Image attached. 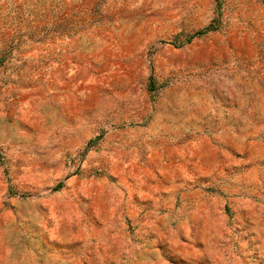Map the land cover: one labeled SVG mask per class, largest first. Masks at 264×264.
<instances>
[{
	"label": "rangeland",
	"instance_id": "obj_1",
	"mask_svg": "<svg viewBox=\"0 0 264 264\" xmlns=\"http://www.w3.org/2000/svg\"><path fill=\"white\" fill-rule=\"evenodd\" d=\"M0 264H264V0H0Z\"/></svg>",
	"mask_w": 264,
	"mask_h": 264
},
{
	"label": "trees",
	"instance_id": "obj_2",
	"mask_svg": "<svg viewBox=\"0 0 264 264\" xmlns=\"http://www.w3.org/2000/svg\"><path fill=\"white\" fill-rule=\"evenodd\" d=\"M207 30H209V28H207V29H203V30H200V31H198V32L195 34V36H196V35L204 34Z\"/></svg>",
	"mask_w": 264,
	"mask_h": 264
}]
</instances>
